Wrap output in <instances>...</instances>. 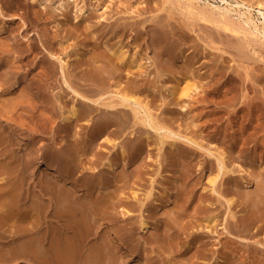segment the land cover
Here are the masks:
<instances>
[{
    "label": "bare ground",
    "instance_id": "obj_1",
    "mask_svg": "<svg viewBox=\"0 0 264 264\" xmlns=\"http://www.w3.org/2000/svg\"><path fill=\"white\" fill-rule=\"evenodd\" d=\"M56 1L57 0H37L39 4H36L33 10L34 24L37 21H41V23L46 21L48 23L42 31L45 43L42 41L41 44L37 40H30L27 42V46L21 44L17 47L10 42V36L12 34L14 35V32H21L20 30L22 28L28 31L30 25H28L27 22L21 25L14 24V18L6 15L4 6L0 2V71L2 72V70L5 67L8 68V66L10 69L14 67V61L12 62V58H9L12 53L18 52L23 55L27 53L26 57L29 54H35L37 56L39 52L44 50L43 46H45V51L48 55L39 54L41 56L40 61L42 63L48 62V65H46L47 68L45 69L44 66H42V68L43 70L49 71V73H45L43 70L36 68V66L35 69L30 72L32 76L27 74L20 77L21 70L20 72L17 70V72L14 68L6 74L0 75V264H12V262H16L20 259L29 264H120V262L121 264H127L128 260L134 262L138 257V261L140 260L141 263L145 258L143 253L140 252L137 254L135 252L136 245H138V243H136L137 226L139 225L141 231L147 232L153 228L155 230L154 226H156V223L155 221L153 222L151 218L146 217L150 212H148L146 216L144 214L145 217L143 216L141 222L138 224L133 220L136 216L134 215L133 217L134 210L136 209V201H138V203L139 201L141 202L138 197L140 194L135 190L133 192V197L126 194V196L124 195L125 197H122L125 193L124 188L126 189L125 185L130 182L131 176L136 174L140 176L142 172H140L141 166L145 162L144 155L150 152L148 146L158 143L161 148L164 143H167L172 153L174 151L173 149H178V152H180L179 144L181 141L178 139L180 141L179 143L176 138L168 133L169 131L174 134L178 132L170 129L164 123H161L152 112L149 100H146L152 94V91H155L157 88L159 89L160 86L159 81V84H157V79L155 77V80L146 77L152 74L150 73L149 67L146 65L149 63L148 60L150 56L144 57L140 51L133 53L132 50L131 52L130 49L126 47L127 44L116 46L117 44L115 45V43L103 45L102 42H100L103 47L107 45V49H109V52L106 50L108 55L104 60L106 62L105 64L107 66L110 65L111 68L106 69L99 66L87 72H80L77 70L78 68L85 69V60L80 59L82 55L79 56L77 53L78 63L76 62L77 64L72 66L70 62L72 60L71 53L73 45L68 41H61L60 34L51 27L52 23L55 22L53 16L56 14L50 15L49 12L50 8H56ZM73 1L76 4V8L73 9L76 17L75 24L78 27H82L89 19L91 20L99 14L105 16L108 12L107 10L109 7L107 6L104 8L105 5L102 3L100 4V2L93 4V2H87L86 0ZM202 1L203 0H164V3L168 2L172 4V8L179 9L180 12L188 18L204 21L208 24L210 23L219 29L225 30V32L227 31V33L229 32L235 35L240 39L239 44L241 49H249L255 51V53H259L255 45L260 44L264 46V1L258 0L257 2L260 5L258 9L260 16H258V19L253 13L256 9L255 5H248L249 3L247 4L243 0H236L237 2L235 4L231 2V0H220L222 3H214L208 0ZM13 2L16 6H30L31 4L25 0H13ZM71 7V1L61 0L58 4V8H60L61 15L65 21H69L72 18ZM234 12H237V17L233 15ZM132 29L134 30V28ZM138 37L139 35L136 37L135 44L138 42ZM160 38L167 43V46H173L166 32L160 33ZM17 43L20 42L17 41ZM98 45L99 43L95 44L94 48L96 51L99 49ZM41 54H43V52ZM62 55L65 57H61ZM259 55L261 59H264V56L261 54ZM57 60L61 62L59 73H61L62 79L59 78V75V77H57ZM40 61L37 62V64H39ZM71 66L73 68H71ZM112 71H114L115 74L118 72L120 78L117 83L111 84L108 88L107 83ZM125 78L127 79L124 80ZM29 80L32 82L30 81L31 83L29 85L23 86L20 90L22 83L25 84V81L29 83ZM183 81L184 85L178 83L177 86L173 85L172 88L170 87V91L175 96L174 99L176 104H180L185 96L191 97L195 89L194 87H196L195 83H191L187 81V79ZM124 82H126V84H124ZM92 85H94V87H92ZM57 89L59 90L57 91ZM141 94H145V96L143 97ZM153 96L156 97V94L153 93ZM241 109L242 111L246 110L245 106ZM95 111L96 113L100 111L105 112L106 115L102 116L95 130L92 131L91 129V138L86 142H82L78 139L77 132L74 131V128L79 123L83 122L84 124V122L86 123V121L90 120L91 117L89 119L88 117L94 114ZM131 116L134 118L132 123L133 129L129 127ZM182 116H184L183 118H188L186 114ZM58 120L60 126L57 129L54 124L55 122L58 123ZM189 123L192 124L193 130L191 132L189 131L190 133L188 134H179L187 138L192 144L199 145V134L197 130L199 122L193 119L191 122H188V125ZM137 125H144V127L146 126L158 132L156 140H152V136L148 135L146 136L145 142L138 144L137 140V143H133L132 139L128 138L125 145L121 147L122 151L119 152L121 156L117 152H115V155H112L113 153L111 151L112 154L107 158L108 161L106 166L110 176L107 182L105 181L106 184L103 183L104 180L102 181L100 179V181L98 180L99 182H96L97 178L95 179V177L97 174L94 175L95 171H91L96 169V167L93 166V164H95L93 162L103 160L102 158L105 151H110V147H113L115 151H117L118 148L116 150L117 141L115 136L126 133V136L129 134L130 137H132L131 135L135 133V127H137ZM161 131H165V133L163 134ZM44 132L50 134V136L43 135L44 137H50L49 145L47 143L48 147L44 145L39 138V135H42ZM59 135L62 136L60 140H58ZM65 135H68L70 138H67ZM103 135L106 137L105 143H102L103 149L100 147L101 149L94 153L96 143ZM72 137H75V139L72 140ZM44 142L46 144L47 141ZM117 146L119 145L117 144ZM130 147H133L134 151L128 164H131L134 170L128 173V171L120 169V158H127L126 149ZM91 154L95 156L94 159L90 157L93 156ZM188 154L184 155L187 156ZM45 157L47 159H44ZM218 158L223 163H220V169H218L215 174H212L211 171L210 174L212 175L209 177V182L212 185V195L213 192L215 193L218 189L216 182H218L217 180L222 171H226L225 174H229L232 170L226 167V164V166H224V161L228 159L226 152H219ZM209 161L210 160H208V162ZM44 166L48 168L47 174H45L46 171L44 172L45 179H40L41 181L37 180L38 182L32 185L36 182L35 178L37 177H35V173L38 174L40 171L42 172ZM44 170L43 168V171ZM31 173L32 180L29 179L31 177L28 178ZM106 174L107 173L104 175ZM29 180L33 183L31 184ZM240 181L243 182L244 180L240 179ZM230 182L232 183V181ZM245 182L246 180L243 182L242 192L249 199L252 190L249 191L247 186H245ZM235 183H237V181ZM238 186L237 189H239ZM258 186L259 185H257V187ZM207 188L209 189L210 186L206 187V190ZM175 189L176 194L175 197H173L178 201L183 196V192L179 185H176ZM257 190L258 197L255 200H251L254 201L253 205H258V210L264 215V185H260ZM151 191L154 192V190ZM254 191L256 192V188ZM228 193L229 196L226 198L224 197V193L220 191L219 197L217 196L218 198L215 203L208 201V204L214 207H229V211L232 212L233 206L239 201V196L237 197L236 194L232 192ZM150 194L151 192L149 194L147 193V195ZM152 195L156 196L157 194ZM152 195H150V197ZM161 195H163V193ZM244 195L243 197L246 198ZM156 198L153 199L155 203L151 211L152 214H155L156 210L160 209L163 204L160 203V200H158L159 198ZM251 198H253V196ZM171 199L169 198V200ZM122 204H125L123 206V216L126 217L124 220L127 223L125 222L126 225H122V223L117 225L118 228L116 232L119 233V236L113 238L111 233L109 234V230H112V228H110L112 222L115 224L119 221L118 207ZM142 206V209H146L148 205H146L145 202ZM139 207H137V209ZM219 213L213 216L208 215L206 218H198L196 225L203 230L205 229L213 232L214 229L218 227L221 219H219ZM165 214L169 217L165 219L166 225H172L173 221L176 223L174 219L170 218L169 211H165ZM140 216H142V214H139L138 217L140 218ZM172 216H174V214H172ZM231 217L235 220H231L229 214L228 217L224 218L229 227L227 232L229 234H237V236L243 241H247V243L243 244V242H241L236 245L232 237L229 236V238H226L224 244L225 247L228 248V253L226 252L225 255L223 254L224 257H226L223 263L230 264L229 258L231 255H229V251H231V249H238L237 251H239L241 255L247 253H249V255L250 253L252 254L250 257L253 258L251 261L249 260L250 264H264V255L261 250V248L264 247V242L261 241L262 238L257 239V246L252 248V246H250V243H252L250 242L251 239L249 241L247 237V235L252 233V228L255 227L258 221L257 216L254 217L253 215L252 217L250 214L249 216L243 215L242 218H239V216L237 217V214L233 212ZM259 222L260 221H258V223ZM108 224V229L106 228L107 232H105L104 227ZM263 227L264 223L263 225L259 224L258 228H256L255 235L264 232ZM154 230L152 231L153 233H155ZM168 233L170 235V232ZM154 236L155 235H153V237ZM196 239L197 240L193 243H200V245L194 248L195 250H192L191 246L193 243L188 240L187 245L189 248L187 249H189V252L193 251V257H208L210 255L208 250L210 241L208 242L204 236H199ZM125 240H127V245L133 248L130 252L138 255L137 258L127 257L126 259L124 257L127 253V251L124 252L122 249ZM164 243L165 242H163L162 245ZM165 244H167V242ZM154 252L151 254L148 251V257L145 258L146 260L144 259L146 262L144 261L145 263H142L160 264V259L158 260L159 257H157L158 254L156 255V251ZM121 257L127 261L123 258L122 260ZM119 259L122 261H119Z\"/></svg>",
    "mask_w": 264,
    "mask_h": 264
},
{
    "label": "rangeland",
    "instance_id": "obj_2",
    "mask_svg": "<svg viewBox=\"0 0 264 264\" xmlns=\"http://www.w3.org/2000/svg\"><path fill=\"white\" fill-rule=\"evenodd\" d=\"M25 1L30 2V6H16L13 0H0V2L4 6L6 15L12 16L14 18V24L21 25L27 22V24L30 25L28 31H25L22 28L20 30L21 32H19L20 34L18 32H14V35L12 34L10 36V42L15 47L21 44L27 46V42H29L30 40H37L41 44L42 41L45 43V39L42 36V31L48 23L46 21L42 23L41 21H37L34 24L33 22V10L35 5L39 3L37 2V0ZM60 1L61 0L56 1V8H50L49 14H56L53 16L55 18V22L52 23L51 27L53 28V30L60 34L61 41H68L71 45H73L71 53L72 60L70 64L72 63L71 65L73 66L78 63V53L79 56L82 55L80 59L85 60V69H77L80 72H87L99 66L106 69L111 68L110 65L107 66L105 64L106 62L104 60L108 55L107 51L109 52V49H107V45L110 43H115V45L117 44L116 46L127 44L126 47H128L131 52L132 50L133 53L136 51H140V53L144 57L150 56L148 60L149 63H147L146 65L149 67L150 73L152 74H150L149 77H146L151 80H155L156 78L157 84L160 83V86L159 89L157 88L155 91H152V94L146 100H149L151 110L158 118V120H160L161 123H164L170 129L178 132L177 134H174L170 131L168 133L177 140L179 139L181 141L180 143V141L178 140V142L180 143L179 147L182 152L180 150V152H178V149H173L174 154L171 152L172 150H170V147L167 143H164L161 148L160 144L158 143L148 146L150 152H147L144 155L145 162L140 169V172L142 171V174L140 173V176H137V174L131 176L129 180L130 182L125 185L126 189L124 188L125 193L122 197H125L126 195L133 197V192L135 190L138 191V194H140L138 197L141 202L139 201L138 203V201H136V209L134 210L135 212L133 214V217L134 215L136 216L135 218H133V220L138 224L141 222L144 214L146 216V214L150 212L146 217L151 218L152 221H155L156 223V226H154L155 230L153 228L152 230L147 232L141 231L139 225L137 226L138 232L136 231V243H138V245H136V250L138 252L136 250L135 252L137 254L142 252L143 256L146 258L148 257V251L151 254H153L152 252L156 251V255L158 254L157 257H159L158 260L160 259V264H224L223 262L226 259L224 255L226 254V252L228 253V248H226L224 244V240L226 238H229V236L232 237L234 239V242H236V245L240 244L241 242H243V244L247 243V241H243L239 236H237V234H229L227 232V229L229 227L227 226L226 219L224 218L228 217L229 214L230 219L235 220L231 217L233 212L236 213L237 217L239 216V218H242L243 215L249 216L250 214L252 217L253 215L254 217L257 216L258 221L260 222L258 223L257 221L255 227L252 228V233L247 235L249 241L251 239L250 242H252L253 244L250 242L248 243H250V246H252V248H255V246H257V239L262 238L261 241L264 242V232L260 233L259 235H255L258 225H263L264 223V215H262L258 210V205H253L254 201H252L258 197L257 188H259L260 185H264V59H261V56L259 55L261 54L262 56H264V46H261L260 44L255 45L259 53H255V51H251L249 49H241L239 44L240 39L235 35L229 32L227 33V31L225 32V30L219 29L211 25L210 23L208 24L204 21H197L188 18L187 16L183 15L179 9L177 10L176 8H172V4L168 2L164 3V0H86L87 2H93V4L100 2V4L102 3L103 5H105L104 8H106L107 6L109 8L105 16L99 14L100 16L98 15L91 20L89 19V21L85 22L82 27H78L75 24L76 17L75 11L73 10L76 8L75 2L73 0H63L71 1L72 3V18L69 21H65L61 15L62 13L60 11V8H58V4ZM208 1L214 3H222V1L220 0ZM243 1H245L247 4L249 3L248 5H255L256 9L253 11V13L258 19V16H260L258 13V9L260 8V5L257 3L258 0ZM202 2H204V0ZM231 2L235 4L237 1L231 0ZM233 15L235 17L238 16L237 12H234ZM118 25L121 27H119ZM132 28H134V30ZM163 32H166L169 39H171L170 41L173 43L172 47L167 46V43L162 38H160V33ZM138 35V42L135 44L136 37ZM17 41H19L20 43H17ZM100 42H102L103 45L107 44L105 45L106 48L105 46L103 47ZM96 43H99L100 45H98L99 49L97 51L94 48ZM43 47L44 50L39 52L37 56L35 54H29L26 57L27 53H25L26 55H23L22 53L18 52H14L9 56V58H12L11 61H14V70L16 69V71L18 70L19 72L21 70L22 75L20 72V77L30 74V72H32L36 66V68H38L39 70H43L42 66H44L45 69L47 68L46 65H48V62L42 63L40 61V55H48V53H46L45 51V46ZM42 52L43 54H41ZM63 56L64 55H62L61 57ZM39 61L40 63L37 64V62ZM57 63V77L60 76L59 78L62 79V75L61 73H59V67L61 66L60 60H57ZM72 66L71 68H73ZM13 68L10 69L9 66L8 68L5 67L2 72L0 71V75L6 74ZM43 71L45 73H49L48 70ZM116 73L117 74L112 71V76L110 74V79L107 83L108 88L111 86V84L118 82L120 75H118V72ZM30 75L32 76V73ZM126 79L127 78H125L124 80ZM185 79H187V81L191 83H195L196 87H194L195 89L194 92H192L191 97L185 96L181 100L180 104H176V101L174 99L175 96L170 91V87L172 88L173 85L177 86L178 83L183 84V80ZM30 81L31 80H29V83L28 81H25V84L22 83L20 90L23 88V86L29 85L32 82ZM124 84H126V82H124ZM92 87H94V85H92ZM59 89H57V91ZM153 93L156 94V97L153 96ZM141 95L143 97L145 96V94ZM244 106L246 110L242 111L241 108ZM100 112L96 113L95 111L94 114L88 117V119L90 117L91 118L90 120L86 121L87 124L85 122L84 124L83 122H81L74 128V131L77 132V137L79 140H81L82 142H86L91 138L92 131L96 129L97 125L102 119V116L106 115L105 112ZM98 113L100 117L98 116ZM184 114H186L188 118H183L184 116L182 115ZM193 119L199 122V126L197 128L199 134V145L192 144V142H190L187 138H185L184 136H180L179 134H188L193 130V126H191L192 124L189 123L188 125V122H191ZM133 121L134 118H132L131 116L129 126L130 128L132 127L131 129L134 128L132 126ZM54 126L58 129V127L60 126L59 120L58 123L55 122ZM135 130V133L131 135L132 137H130L129 134H127L126 136V133L116 135V150L117 148L118 150L115 151L113 147H110V151H105L102 158L103 160L93 162L95 163L93 164V166L96 167V169L91 171H95L94 175L97 174L95 177V179L97 178L96 182L104 180L103 183L106 184L107 179L110 176L109 170L106 166L108 161L107 158H109L112 153V155H115V152L120 155L119 152L122 151L121 147L125 145L128 138H131L133 143L138 142V144H141V142H145L146 136L148 135L152 136V140H156V137L158 136V132H155V130L150 129L146 126L144 127V125H137V127H135ZM161 133L164 134L165 131H161ZM43 135L50 136V134L48 132H44L42 135H39L41 142H43V144L47 146V143L48 145L50 143V137H44ZM65 136L67 138H70L68 135ZM59 137L58 140L62 139L61 135H59ZM81 137L84 139H82ZM71 139L74 140L75 137H72ZM44 141H47L46 144ZM105 141V135L98 139L94 148V153L95 151H98L102 148V143H105ZM117 144L119 146H117ZM126 150L127 158H120V169L131 173L134 170V167L128 163L130 161L134 148L130 147ZM221 151L226 152V154L228 155V159L224 161V166L227 165L226 167L232 170L229 174H225L226 171H222V173L220 172V177L217 180L218 182H216L218 189L217 191H215V193L213 192L212 195V185L209 182V177L212 174H215V172L220 169L219 166H221V164L223 163L218 158L219 152L222 153ZM184 154L188 155L185 156ZM90 157H92L93 159L95 158L94 155ZM44 159L47 158L45 157ZM122 159L127 163L123 162ZM208 160L210 161L208 162ZM43 168L45 169L44 171ZM43 168L42 172L40 171L38 174L35 173V177L37 178H35L36 182L34 183L30 181L32 180V173L31 175L29 174L28 178L31 177L29 178V181L31 184L33 183L32 185H35L38 181H41L40 179H45L44 172L46 171L45 174H47L48 168H45V166ZM211 171L212 174H210ZM105 173H107L108 175H104ZM240 179L244 181L246 180L245 186H247L249 191L252 190L251 193L253 195L249 192V199L242 192V185L244 181L242 182L240 181ZM230 181H232V183ZM236 181L237 183H235ZM176 185H179L181 187V191L183 192V196L178 201L174 199L176 194ZM257 185L259 186L257 187ZM208 186H210V188H207L206 190V187ZM237 186L239 189H237ZM255 188L256 192L254 191ZM151 190H154L155 193ZM156 190L158 193L156 192ZM220 191L224 193V197L226 198L229 196L228 192L236 194L237 197L239 196V201H237V204L233 206L232 212L229 211V207H214L213 205L208 204L209 202L215 203L216 199L219 197ZM150 192V195H157H152L151 198L150 195H147V193L149 194ZM216 192L218 193V195ZM162 193L164 196L161 195ZM243 195L247 199L244 198ZM251 195L253 196V198H251ZM155 198H159L158 200H160V203H163L164 205L162 204L160 209H157L155 214L153 213V215L151 211L154 206L153 204L155 203L153 199ZM169 198L172 199L169 200ZM147 199L150 201H148ZM144 201L146 202V205L149 206H147L146 209H142V204L145 203ZM124 205L125 204H122L118 207V211L120 213H118L120 218L119 221L115 224L113 222L112 224L110 223V228H112V230H109V234L111 233L113 238H117L119 236V233L116 232V229L118 228L117 225H120L121 223L122 225H126L127 223L124 220L126 217L123 216ZM211 206H213L214 208ZM137 207L139 208L137 209ZM221 208H224V211ZM165 211H169L170 218L174 219L176 223L173 221L172 225L169 226L165 224V219L168 217V215L165 214ZM216 213H219V219L221 218L222 220L220 219L218 227L214 229L213 232L205 229L203 230L201 227L196 225L198 218H206L208 217V215L213 216ZM139 214H142L140 218L138 217ZM172 214H174V216H172ZM108 226L109 224L104 227L105 232H107ZM153 230L155 233L152 232ZM168 232H170V235ZM153 235H155L154 237L156 238V240ZM199 236H204L205 239L208 240V242L210 241V246L208 249L210 255L208 257H193V251L189 252V249H187L189 248L187 245L188 240L193 243ZM126 241L127 240H125V243L122 245V249L124 250V252L127 251L124 257L126 259L127 257L137 258L138 255L132 254L133 252H130L133 250V248L129 247ZM163 242H167V244L164 243L162 245ZM199 245L200 243H193V245L191 246L192 250H195L194 248ZM262 248V254L264 255V249ZM237 250L231 249V251H229V255H231L229 258L231 262L230 264H244L246 261L247 262L245 264H250V261L253 258L250 257L252 254L250 253L249 255V253H247L245 255H241ZM122 258L123 257H121V259ZM121 259H119V261H122L124 258L122 260ZM138 259L139 257L136 261L134 260V262L132 260H128L127 264H129V262L130 264H144L146 262V259H143L140 263V260L138 261ZM13 263L29 264L23 262V260L21 259L17 260L16 262H12V264Z\"/></svg>",
    "mask_w": 264,
    "mask_h": 264
}]
</instances>
